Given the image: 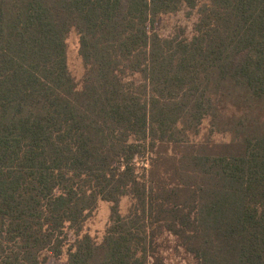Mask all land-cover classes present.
<instances>
[{"label": "trees", "instance_id": "obj_1", "mask_svg": "<svg viewBox=\"0 0 264 264\" xmlns=\"http://www.w3.org/2000/svg\"><path fill=\"white\" fill-rule=\"evenodd\" d=\"M184 5L195 34L162 37ZM69 229L67 264H162L164 231L196 264H264V0H0V264L61 255Z\"/></svg>", "mask_w": 264, "mask_h": 264}, {"label": "rangeland", "instance_id": "obj_2", "mask_svg": "<svg viewBox=\"0 0 264 264\" xmlns=\"http://www.w3.org/2000/svg\"><path fill=\"white\" fill-rule=\"evenodd\" d=\"M203 1V0H201ZM196 7L184 5L180 10L173 13L161 14L156 18L155 30L162 37H177L182 39L191 38L194 34V25L198 18ZM67 59L68 66L77 83L81 85L85 71L83 60L79 54V35L76 30H71L67 36ZM125 81L132 79L139 80V75L132 74L130 71L121 70ZM206 125L204 123L203 127ZM227 134L216 133L215 139H226ZM146 160H139L138 167H147ZM142 171V170H140ZM133 203L131 194H126L121 198L119 210L123 216L129 214ZM112 224L111 203L106 200H100L97 206L88 213L82 225V233L90 234L91 237L100 242L106 233V229ZM76 235L72 229H69V240L63 253L54 256L45 251L41 256L40 264H67V252L71 247ZM154 251L162 264H196L194 256L186 250L178 237L168 231L159 234L154 240Z\"/></svg>", "mask_w": 264, "mask_h": 264}]
</instances>
